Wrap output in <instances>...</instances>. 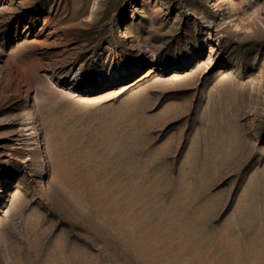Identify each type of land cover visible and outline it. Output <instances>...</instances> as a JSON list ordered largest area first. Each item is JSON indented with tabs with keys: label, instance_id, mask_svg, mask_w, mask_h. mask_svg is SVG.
Instances as JSON below:
<instances>
[{
	"label": "rangeland",
	"instance_id": "obj_1",
	"mask_svg": "<svg viewBox=\"0 0 264 264\" xmlns=\"http://www.w3.org/2000/svg\"><path fill=\"white\" fill-rule=\"evenodd\" d=\"M0 264H264V0H0Z\"/></svg>",
	"mask_w": 264,
	"mask_h": 264
},
{
	"label": "bare ground",
	"instance_id": "obj_2",
	"mask_svg": "<svg viewBox=\"0 0 264 264\" xmlns=\"http://www.w3.org/2000/svg\"><path fill=\"white\" fill-rule=\"evenodd\" d=\"M209 52L212 53V47L211 46H209Z\"/></svg>",
	"mask_w": 264,
	"mask_h": 264
}]
</instances>
